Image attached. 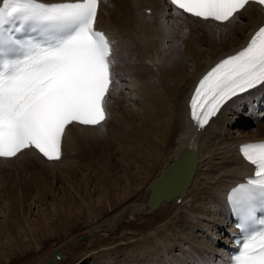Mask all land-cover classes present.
Here are the masks:
<instances>
[{
    "label": "bare ground",
    "instance_id": "1",
    "mask_svg": "<svg viewBox=\"0 0 264 264\" xmlns=\"http://www.w3.org/2000/svg\"><path fill=\"white\" fill-rule=\"evenodd\" d=\"M101 8L98 27L106 31L113 40L115 61L114 91L108 98L107 105L108 119L102 128L69 126L63 139L59 161H49L34 150L10 160H0V198L8 202L4 212L6 220L0 223V234L7 232L18 240V234L14 233L8 223L15 221L14 229L29 226H25L27 222L23 220L21 212L34 192L38 200H49V208L53 213L60 207L66 208H61L63 211H84L83 216L87 222L92 220L91 216L97 218L104 211V206H107L114 218L107 221V224L113 225L111 228L106 225L104 233L109 237L121 234V242L126 241L125 234L128 233L123 231L119 234L117 230L122 231L124 227L128 230L129 225L131 227L130 218L132 221L140 220L160 210L159 221L166 222L173 213L168 220L175 227L179 224L177 230H170L169 237L160 238L163 248L148 245L151 253L156 256L162 252L168 258L166 252L171 246L183 247L187 244L186 249L184 248L186 251L179 257V264H223L224 258L229 261L226 249L232 246L228 240L229 233L236 232L227 208L226 194L237 182L253 174V166L243 161L239 147L248 142L264 141V122L256 123L250 129H241L232 121L241 118L244 120L246 117L249 120V115L254 119L261 116L256 111L258 107H262L260 110L264 111V104L260 101L264 87L231 100L207 128L199 132L189 122L188 100L197 80L208 68L235 53L253 31L264 26V11L259 6L250 5L237 14L236 20L218 25L187 15H172L171 6L165 0H107L104 6L102 3ZM114 22L119 27L113 26ZM229 28V32L225 33ZM126 36L127 41L123 44ZM170 39L171 44L165 47ZM119 67L123 70V76H117ZM127 76L129 83L136 86L135 91H131L133 95H137V101L128 99V95L121 97L124 89L122 83ZM135 105L137 107L134 111L131 107ZM132 111L134 114H131ZM231 134L234 135L232 138L227 137ZM184 148L196 153L194 175L181 196L170 202H161L156 210H151L148 201L153 185L176 162ZM113 159H117V163L112 164ZM119 167L120 170L113 173ZM157 168L160 169L159 174L155 173ZM156 174L157 177H154ZM57 180L66 187L63 191L64 199L53 196V183ZM80 187L84 188L82 192L77 190ZM146 187L147 193H143ZM93 193L98 194L96 201ZM141 193L145 194L144 199ZM140 200H143L145 206L139 207L140 204L139 209L134 212L133 209ZM174 204L181 205L176 207ZM189 204L190 208L187 207ZM57 214H60L59 211ZM125 219L128 222H123ZM207 219L212 221V225L196 224ZM39 220V224L48 221L44 218ZM213 222H221L229 227L223 238L227 246L216 245L219 252L215 254V248H210L205 236L199 244L192 238L194 231L189 234L190 225L193 224L194 230L205 229L208 233L213 232L211 237L218 236L222 231L215 228ZM133 225L140 230L145 226ZM184 231L187 234H183ZM174 235L183 239L174 244L169 239ZM94 238L98 242L107 240L97 234H94ZM211 241L215 243L213 239ZM170 243L171 246L168 245ZM114 244L117 243L113 242L111 245ZM197 245L200 246L198 253L195 252ZM138 248L140 251L133 249L130 252L133 264L139 262L145 254L140 253L141 247ZM128 262L125 261L124 264ZM170 263L177 264L172 258L155 261L150 257L147 261V264Z\"/></svg>",
    "mask_w": 264,
    "mask_h": 264
},
{
    "label": "snow or ice",
    "instance_id": "2",
    "mask_svg": "<svg viewBox=\"0 0 264 264\" xmlns=\"http://www.w3.org/2000/svg\"><path fill=\"white\" fill-rule=\"evenodd\" d=\"M101 0H0V160L34 150L59 161L71 125L102 128L113 83L112 42L96 29ZM172 15L228 24L264 0H167ZM264 87V26L200 79L191 119L203 129L229 101ZM253 176L229 194L239 251L264 264V141L240 147ZM258 212L260 215H258Z\"/></svg>",
    "mask_w": 264,
    "mask_h": 264
},
{
    "label": "rangeland",
    "instance_id": "3",
    "mask_svg": "<svg viewBox=\"0 0 264 264\" xmlns=\"http://www.w3.org/2000/svg\"><path fill=\"white\" fill-rule=\"evenodd\" d=\"M115 24L116 23L114 22L113 26H115ZM117 27H119V26H117ZM228 30H230V28L225 30V33L229 32ZM126 41H127V36H126V38L125 37L123 38V44ZM169 44H171V39H170V43H169V41L165 43V47L169 46ZM203 49H204V46H203ZM119 70H120L119 74L117 73L118 76H123V72H122L123 70L121 69V67H119ZM125 75H126V71H125ZM129 80L130 79L127 76L126 80L122 83V85L124 84V86H123L124 89L122 92L123 94H121V97L123 98V96L125 97L126 95H128V99L131 98V99H134L135 101H137V95L136 96L133 95V93L131 91V90L135 91L134 89H136V86L131 85L129 83L130 82ZM263 94H264V92L261 94V97H260L261 104L262 103L264 104V95ZM255 103L256 102H254V105H256ZM136 107L137 106L135 105L133 108L131 107V109H133L135 111ZM115 108H117V106ZM261 108L258 107V109L256 111V114H258V112H259V113H261V116H258L254 119V117L251 118V115H249L248 116L249 120L245 116L246 118L244 120H242L243 118H241L240 120H238V119L233 120L232 123H234V125H236L237 127L241 128V129H247L249 127L253 128L256 123L264 122L263 121L264 120L263 119L264 111L260 110ZM134 111H132L131 114H134ZM115 115H116V113H115ZM232 116H233V114H232ZM230 117L231 116H229V118ZM233 128L231 127V129H233ZM111 129H113L112 126H111ZM225 129H226V126H225ZM232 136H234V135L231 134V136L228 135L227 137L232 138ZM107 139H109V138H107ZM117 161H118L117 159L116 160L113 159L112 164L117 163ZM6 169H9V168H6ZM119 170H120V167H119V169L114 170L113 173H116ZM159 171H160V169L157 168L155 173L158 172L157 174H159ZM157 174L154 175V177H157ZM117 175H119V174H117ZM65 188L66 187H64V184L60 183L59 180L55 181L53 183V189H55L53 196L57 197L56 199H64L63 198V196H64L63 191ZM145 189L146 190H143V193L145 191L147 193L148 187H146ZM77 190L82 192L84 190V188L80 187ZM95 193H93V194H95ZM32 194L33 195L31 196V199L28 200V202H26L27 204L24 205L23 210L21 212V215L24 216L23 220H26V222H27V224L25 223V226L29 224V226H26V227H28V229L25 226L24 227L26 229L25 228L14 229L15 225H16L15 221H9L8 224L11 225V227L14 230V233L18 234V236H17L18 240L16 241L7 232H3L0 234V264H115V263L116 264H124L125 261L126 262L129 261L128 264H133L132 263L133 255L130 252H132L133 249L135 251H140V248H138V247H141L140 253L141 254L145 253L146 256H145V254H143L144 256L141 257L139 262H137L136 264H142V263L147 264V261L150 257L152 260H155V261L156 260L157 261L158 260H167V259L172 258L173 260H175V262L177 264H179V259H180L179 257L182 254V252L186 251L185 247L188 246L186 244L185 246L183 245V247H180V246L179 247H177V246L172 247L171 246L172 243L168 244L169 246H171L166 252V255L168 258H165L162 252L159 253L158 255L154 256L151 253L152 252L151 248L150 247L147 248L148 245L152 246V244L157 245V246L159 245L161 248H163L161 246V243H160V238L162 239L163 237H165V238L169 237L171 235L170 230H173V231L177 230L179 224L175 227V226H173L172 222L169 221L171 219V217L173 216V213L170 214L168 216V218L166 219V222L169 221V222H167L168 225L166 224L165 221L164 222L159 221V219H160L159 217L161 216L160 210H159V212H157L153 215H149V217H147L148 215H146V218L144 217L143 219H140V220H133L132 221L130 218L129 223L131 224V227L129 225V228H128L129 231L127 229H125V227H124V230H122V231L117 230L119 234L123 233V231H124V233H128V234H125L126 241L122 240V242H121V240H120L121 234L117 235L115 237H113V236L109 237L108 234L104 233L105 232L104 228H107V226H109V225H110L109 228H111L113 225V223L107 224V221H109L110 218L111 219L114 218L112 212L109 211L107 206H104L105 209L102 212V214L97 216V218H94L93 216H91L90 219H92V220L87 222L83 216L84 211L73 212L72 210L70 211L68 209L63 211V209H66V208L60 207V209H58L59 207H56V209H58V210H55L56 212L53 213L52 210L49 208L50 202L48 199H46V201L41 200V199L38 200V198L35 197V195H34L35 193L32 192ZM141 194H140V196H141ZM97 195L96 194L94 195L95 201L97 200ZM143 196H145V194H142V197ZM1 199L2 198H0V223L1 222L3 223L4 220H6L4 218V215H5L4 212H5V206L8 205V202L4 201V199H2V200ZM143 199H144V197H143ZM142 201L140 200L139 204L136 203L138 205L135 206L134 209L132 208L134 212H136V210L139 209L138 206L140 204H141V206H139V207L145 206ZM171 204H173V203H171ZM171 204H169V205H171ZM169 205H164V206L167 207ZM174 205L176 207H179L181 204H179V205L174 204ZM190 205L191 204H189L187 207L190 208ZM126 206H129V204H127ZM46 207H47V209H46ZM116 207H118V206H116ZM61 208H63V209H61ZM61 210L63 213L60 212ZM6 211H8L7 208H6ZM39 211H43V212H39ZM58 211L60 213L59 215L57 214ZM117 211H119V207H118ZM44 214H45V216H44ZM36 215H38V216H36ZM37 217L39 219L44 218V220H46V221L48 220V221H47V223L44 222L43 224H39L40 220ZM34 219H35V221H34ZM37 219H38V221H37ZM150 219H152V221ZM59 221H61V223ZM121 221H119V223ZM123 222H125V223L128 222V219L127 220L125 219ZM13 223L15 224L14 226H13ZM150 223H153V224L150 225ZM163 223H165V224H163ZM201 223L207 224L208 226L212 225V221H210L209 219H207L205 221L200 220V222H196L197 225H200ZM133 224H140L142 226H144V225L145 226H144V229L140 230L138 228L137 229L134 228ZM148 224H149V226H148ZM192 225H190L189 234H191L194 231V233H192V238L196 239L195 241H197L199 244L201 242L202 237L205 236V240L210 244V248L211 247L215 248V250H213V251H215V252H213V254L219 252L216 249H218V247H221L222 244L223 245L227 244L223 240V238L225 237L224 233H227L228 232L227 229L229 228L226 224H224V223L222 224L221 222H219V223L213 222V225L215 226V228H219L222 231L221 233L217 234L218 236H215V237H211V236H213V232L208 233V231H206L205 229H201L200 231L197 229L194 230L192 228ZM163 226H165L167 229H165V227H163ZM160 227H162V228H160ZM159 228L161 230H159ZM168 228H169V230H168ZM135 229L137 231H135ZM94 234L101 235L104 237V239L107 238V240H103L102 242H98V241L94 240L95 239ZM183 234H187V232L185 233V231H184ZM169 239L170 240L172 239L171 241H173V243L176 244V241L182 240L183 238L182 237L180 238V236L178 237V236L174 235V236L170 237ZM211 239H213V241L215 242L214 244L211 241ZM113 242L114 243L116 242L117 244L111 245ZM147 242L151 243V244H148ZM68 244H71V245H68ZM139 245H141V246H139ZM216 245L218 247H216ZM143 247H145V249L142 250ZM197 248L198 249H195L196 253H198L200 251V246L197 245ZM148 249H149V252H147ZM56 251L61 253V255L63 256L64 259L62 261H59L54 257V254ZM162 251H163V249H162ZM207 254H209V253H207ZM149 255H150V257H149ZM192 255L195 257L194 253ZM186 256H188V254L185 255V257ZM189 256H190V254H189ZM91 257H92V259H91ZM185 257H183V259ZM52 260H53V263L51 262ZM140 262H142V263H140ZM170 264H173V263H170ZM201 264H203V263H201Z\"/></svg>",
    "mask_w": 264,
    "mask_h": 264
},
{
    "label": "water",
    "instance_id": "4",
    "mask_svg": "<svg viewBox=\"0 0 264 264\" xmlns=\"http://www.w3.org/2000/svg\"><path fill=\"white\" fill-rule=\"evenodd\" d=\"M185 155H188L191 159L185 162ZM195 152L189 148H184L181 152L179 159L172 166L167 168L161 178L153 185L151 189V197L148 201V207L151 210H156L160 202L169 200L175 196H181L187 185L189 184L192 170L194 168ZM185 162L186 173L178 175L176 170L182 167ZM171 184V188L166 186ZM166 186V187H165ZM166 188V189H165Z\"/></svg>",
    "mask_w": 264,
    "mask_h": 264
}]
</instances>
